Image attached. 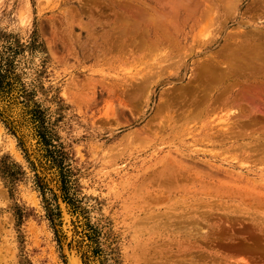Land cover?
Returning <instances> with one entry per match:
<instances>
[{
	"label": "rangeland",
	"instance_id": "374dc122",
	"mask_svg": "<svg viewBox=\"0 0 264 264\" xmlns=\"http://www.w3.org/2000/svg\"><path fill=\"white\" fill-rule=\"evenodd\" d=\"M129 1L168 41L117 22L128 0H0V264H264V120L220 104L256 88L199 75L264 1Z\"/></svg>",
	"mask_w": 264,
	"mask_h": 264
},
{
	"label": "bare ground",
	"instance_id": "6f19581e",
	"mask_svg": "<svg viewBox=\"0 0 264 264\" xmlns=\"http://www.w3.org/2000/svg\"><path fill=\"white\" fill-rule=\"evenodd\" d=\"M120 1V0H119ZM205 1V0H204ZM203 1V2H204ZM215 1V0H214ZM218 1V0H217ZM220 1V0H219ZM218 1V2H219ZM222 2H223V0H221ZM220 1V2H221ZM232 2H233V0H231ZM256 1V0H255ZM254 1V2H255ZM258 1V0H257ZM262 1V0H261ZM264 1V0H263ZM262 1V2H263ZM124 1H122V2H119V4L121 3H123ZM135 2V1H134ZM141 2V1H140ZM225 2H226V0H225ZM228 3H231L229 0L227 1ZM117 3H118V0H117ZM128 3L132 6V5H135L136 7H131V9L132 8H134V10L137 12V15L135 16H130L129 14H127V12H125L124 10H122V11H119L118 12V14H119V18H116L118 21L117 22H123L124 23V26H122L126 31H127V29L128 28H130V27H136V28H142V31L143 32H145L146 34H148V32L150 31V29H152V30H154L155 31V27L157 26V25H155L156 24V21H158L157 20V15L155 14V11H154V14L152 13L153 12V10L152 9H150L152 12L151 13H149L147 10H143V12L145 13V15L144 14H141V10L143 9V7H142V5L141 4H144V2H141V3H130V1L128 0ZM167 3V2H166ZM169 3V2H168ZM195 3H198V2H195ZM228 3H225V5H226V7H227V5H229L230 7H231V5L230 4H228ZM238 3V2H237ZM163 4H164V2H163ZM199 5H200V3H198ZM259 4V3H258ZM145 5V4H144ZM198 5V6H199ZM123 6L124 7H126V6H128L127 5V3L126 2H124L123 3ZM196 6H197V4H196ZM195 6V7H196ZM203 6V8H204V4L202 5ZM222 6V5H221ZM235 6V5H234ZM260 6V5H259ZM261 6H263V5H261ZM260 6V7H261ZM84 7V6H83ZM223 7V6H222ZM225 7V8H226ZM128 8H130V7H128ZM210 8V7H209ZM217 8H218V6H217ZM220 8V7H219ZM255 8H257V7H255ZM119 9V8H118ZM173 9V8H172ZM196 9V8H195ZM206 9H208V8H206ZM251 9V8H250ZM253 9V8H252ZM133 10V9H132ZM203 10V9H202ZM201 10V11H202ZM211 11L210 12H212L213 10H212V8L210 9ZM258 10V9H257ZM146 11L149 13V14H146ZM172 11V10H171ZM204 11H206L205 9H204ZM209 10H207V12H208ZM215 11H217V10H215ZM86 12V11H85ZM173 12H174V10H173ZM218 12V11H217ZM115 13V12H114ZM214 12H212V14H213ZM257 13V12H256ZM172 14V13H171ZM199 14H200V12H199ZM204 14V13H203ZM258 14V13H257ZM260 14V13H259ZM115 15L117 16V13H115ZM154 15V16H153ZM174 15V14H173ZM173 15H171L172 17H173ZM213 15H217V14H213ZM157 16V17H156ZM170 16V17H171ZM200 16H202L201 14H200ZM200 18V17H199ZM206 18H209V17H206ZM95 19V18H94ZM93 19V20H94ZM166 19V18H165ZM169 19V18H168ZM210 19H212V18H210ZM138 20H142L143 21V23L141 22V24H138V22L140 23V21H138ZM161 20V19H160ZM193 20V19H192ZM195 20V19H194ZM209 20V19H208ZM95 21H97V20H95ZM116 22V23H117ZM213 22V21H212ZM123 23H121V24H123ZM209 23H211V22H209ZM208 23V24H209ZM145 24V25H144ZM147 24L149 25L148 27H147ZM213 24V23H212ZM161 25V24H160ZM165 25V24H164ZM210 25V24H209ZM119 27V26H118ZM144 27V28H143ZM146 28V30L144 31V29ZM159 29V28H158ZM125 30H124V32H125ZM136 30H139V29H136ZM165 32H166V30H164ZM168 31V30H167ZM137 32V31H136ZM142 32V33H143ZM165 32H163V33H165ZM169 32V31H168ZM253 32V31H252ZM159 31H157V29H156V31H155V33H154V35H156V39L155 40H159V38L161 37V35L163 34H161L160 33V35H159ZM167 33V32H166ZM165 33V34H166ZM125 34V33H124ZM139 35H140V33H138ZM242 34V33H241ZM123 35V34H122ZM145 35V34H144ZM264 35V33H262V34H250L249 36H248V39L246 38V39H243V42H240V41H238V40H233L231 43H230V45L228 44H226L225 43V46H222V47H220V49L217 51V52H215V54H213L211 57H208V59H207V61H206V63H205V65L201 68V70L199 71V75L203 78V79H205L206 81H208L209 82V85L210 86H212L213 84H216V85H218L219 83H222L223 84V82H225L226 83V81H231L234 77L235 78H238V77H240V78H242V79H244V75L246 76V74H248L250 77L248 78V80L249 81H252L254 84H252V86L253 87H255L254 89H255V91L253 90V88H252V90L254 91H250V92H252V94H251V96L254 98H250L251 96H249V94L248 93H246V95L245 96H247V97H249L250 99H251V102H249V101H247V100H245V99H242V101H237V100H235V99H233L232 98V103L234 102V103H236L235 104V107H236V109H234L233 107H230L229 105H230V103H228L226 100H224L223 102H220V101H222V99H221V97L220 98H218L219 100H217V101H219L220 102V104H222L223 105V107L225 106L227 109V111H226V113H225V115L227 114V113H232L233 114V116H234V118H236L234 121H232V125H233V128H235L236 126H237V118L239 117V116H243L244 118H247V120L249 119V117L251 116V115H253V112L254 113H256V112H258V113H256L255 114V118H259V119H261V120H264V38H262V36ZM242 36V35H241ZM244 36V35H243ZM242 36V37H243ZM134 37V36H133ZM154 37V36H153ZM119 38V37H118ZM122 38V37H121ZM129 38V37H128ZM128 38H126V39H128ZM132 38V37H131ZM136 38H137V36H136ZM171 38V37H170ZM235 38V37H234ZM245 38V37H244ZM138 39V38H137ZM153 39V38H152ZM161 39V38H160ZM166 40H167V38H165ZM165 39H161V41H165ZM116 40V39H115ZM134 40H135V37H134ZM133 40V41H134ZM173 40V39H172ZM241 40V39H240ZM168 41V40H167ZM135 42V41H134ZM166 42V41H165ZM142 43H144V44H146L145 42H142ZM140 44H141V41H140ZM144 44H142V45H144ZM149 44V43H148ZM147 44V45H148ZM155 45V44H154ZM127 47V46H126ZM112 48V47H111ZM115 48V47H114ZM120 48V47H119ZM130 48V47H129ZM115 50V49H114ZM127 50V49H126ZM150 50V49H149ZM166 50V49H165ZM113 51V50H112ZM177 51V50H176ZM144 54H145V52H144ZM135 60H136V58H135ZM137 60H139V59H137ZM159 63V62H158ZM161 67V66H160ZM246 70H248V72H246ZM167 72V71H166ZM197 73V72H196ZM195 75H198V73L197 74H195ZM198 75V78H197V76H195L196 77V79L198 80V79H201V77ZM242 75V76H241ZM247 75V76H248ZM195 79V80H196ZM149 80V79H148ZM147 80V81H148ZM234 81L235 80H237V79H233ZM143 82H145L144 80H142ZM147 83V82H146ZM152 83V82H151ZM224 83V84H225ZM233 83V82H232ZM241 83V82H240ZM242 83H243V80H242ZM144 84V83H143ZM199 84V83H198ZM204 84V83H203ZM221 84V85H222ZM227 84V83H226ZM229 84H231V83H229ZM144 85H146V84H144ZM193 85H195V84H193ZM193 85H191V86H193ZM209 86V87H210ZM213 86H215V85H213ZM136 87V86H135ZM194 87H197V84L194 86ZM223 87H224V85H223ZM236 87V86H235ZM141 88V87H140ZM217 88V87H216ZM215 88V89H216ZM219 88V87H218ZM217 88V89H218ZM247 89V88H246ZM185 90H187V89H185ZM189 90V89H188ZM213 90V89H212ZM226 90H228V89H226ZM243 90V89H242ZM229 91V90H228ZM231 91V90H230ZM234 91H235V89H234ZM240 91V90H239ZM181 92H183V91H181ZM187 92H189V91H187ZM191 92V91H190ZM190 92H189V94H190ZM199 92V91H198ZM174 93V92H173ZM210 93V89H208V91L206 92V95H208ZM211 94V93H210ZM214 95H215V92L213 93ZM220 93L218 92V95H219ZM235 94V93H234ZM233 94V92H232V95H234ZM206 95H202V97L203 96H205V98H206ZM217 95V94H216ZM227 95H228V93H227ZM227 95H225V96H227ZM194 96V95H193ZM211 96V95H210ZM223 96V95H222ZM179 97V96H178ZM195 97H197V95H195ZM207 97H209V96H207ZM212 97V96H211ZM211 97H210V99H211ZM216 97V96H215ZM246 97V98H247ZM173 98V97H172ZM193 98V97H192ZM198 99L200 98V97H197ZM204 97H203V99L202 98H200V100L202 99V101H200L199 103H197V106H195L196 108L198 107V109H199V106L201 105V103H202V105H203V101H204V99H205ZM224 98H226V97H224ZM239 98V97H238ZM242 98V97H241ZM186 99V98H185ZM185 99H183V102H186V101H184ZM190 99V98H189ZM188 99V100H189ZM195 99L196 98H194V101H195ZM197 99V100H198ZM216 99V98H215ZM214 99V100H215ZM221 99V100H220ZM250 99H248V100H250ZM171 100V99H170ZM187 100V99H186ZM188 100H187V105H188ZM233 100H235V101H233ZM209 100H207L206 102H208ZM216 101V100H215ZM215 101H214V103H215ZM229 101V100H228ZM256 102V103H254V102ZM192 102V101H191ZM191 102H189V103H191ZM212 102V104L210 105L211 107H212V105L214 104L213 103V101H211ZM210 102V103H211ZM231 102V101H230ZM194 104H192L193 106L195 105V102H193ZM217 103V102H216ZM191 104H190V106H191ZM237 104H238V107H237ZM180 105V104H179ZM201 105V106H202ZM218 105H219V103H218ZM218 105H216L217 107H219ZM184 106H185V103H184ZM189 106V105H188ZM215 106V105H214ZM213 106V107H214ZM204 107H206L205 105H204ZM209 107V106H208ZM207 107V108H208ZM212 107V108H213ZM223 107H221V108H223ZM224 107V108H225ZM183 108V107H182ZM194 108V107H193ZM220 107H219V109H221ZM234 109V110H231V109ZM245 108H247V109H245ZM191 110L190 111H188L187 109H184V110H187L188 112H191V111H193L192 110V107L190 108ZM206 109V108H205ZM204 109V110H205ZM214 109H217L216 107L215 108H213V111H215ZM181 110V109H180ZM195 110V109H194ZM197 110V109H196ZM200 110V109H199ZM201 110H203V108L201 107ZM207 110H205V112H206ZM210 111H212V110H209L208 112H210ZM212 111V112H213ZM220 111V110H219ZM222 111V110H221ZM250 111V112H249ZM187 112V113H188ZM204 112V113H205ZM154 113V112H153ZM172 113V112H171ZM245 113H246V115H245ZM159 114V113H158ZM183 114V116L181 115L180 117H184L185 118V116H184V114H186V113H182ZM191 114V116L193 115L192 113H189V115ZM187 115V114H186ZM195 117H197L196 115H194ZM232 116V117H233ZM179 117V118H180ZM165 118H167V117H165ZM174 118V117H173ZM183 118V119H184ZM186 118H188L187 116H186ZM189 118H190V116H189ZM224 118V117H223ZM225 118H226V116H225ZM227 118H231V116L229 117V116H227ZM176 119V118H175ZM178 119V118H177ZM181 119V118H180ZM241 119H242V117H241ZM258 120V119H257ZM170 121V120H169ZM189 121V120H188ZM225 121V120H224ZM242 121H244V120H242ZM251 121V120H250ZM173 122V121H172ZM171 122V124H172V126H173V123ZM182 123V122H181ZM226 123H227V120H226ZM251 123H253V122H251ZM256 123V122H255ZM259 123V122H258ZM166 124H168V122L166 123ZM226 125V124H225ZM244 125H246L245 123H244ZM260 125H261V123H260ZM169 126V125H168ZM239 126V125H238ZM240 126H242L243 127V125L242 124H240ZM247 126H248V124H247ZM165 127H166V125H165ZM170 127V126H169ZM257 127H258V125H257ZM241 128V127H240ZM246 128V127H245ZM254 128H256V127H254ZM259 128V127H258ZM260 128H262V127H260ZM264 128V127H263ZM23 129V128H22ZM168 129V128H167ZM175 129H176V127H175ZM227 129V128H226ZM248 129V128H247ZM247 129L245 130V131H247ZM155 130V129H154ZM172 130H174V128L172 129ZM177 130V129H176ZM225 130V129H224ZM253 130H256V129H253ZM228 131V130H227ZM229 131H231V128H230V130ZM245 131H239L240 133H242V132H245ZM264 131V130H263ZM173 132V131H172ZM176 133H177V131H175ZM224 132V131H223ZM169 133V132H168ZM175 133V134H176ZM178 133H179V131H178ZM229 133V132H228ZM233 133H234V131H233ZM256 133V132H255ZM254 133V134H255ZM258 133V132H257ZM260 133V132H259ZM262 133H264V132H261V134ZM177 135V134H176ZM248 135V134H247ZM235 136H236V134H235ZM244 136V135H243ZM254 136V135H253ZM256 136V135H255ZM260 136V135H259ZM247 137V136H246ZM248 137H250V136H248ZM257 137V136H256ZM252 138H255V137H251V139ZM29 139V138H28ZM259 139V138H258ZM241 140V139H240ZM256 141H257V138L255 139ZM251 141V140H250ZM252 141H254V139L252 140ZM171 142V141H170ZM208 142H210V140L208 141ZM213 142V141H212ZM237 142V141H236ZM248 142V141H247ZM261 144H262V142H260ZM27 144V143H26ZM30 144V143H29ZM29 144H27V146H30ZM258 144V143H257ZM259 145V144H258ZM26 146V147H27ZM236 147H237V145H236ZM244 148V147H243ZM246 148H249V147H246ZM260 148V147H259ZM258 148V149H259ZM29 150V149H28ZM31 150V149H30ZM246 151V150H245ZM260 151V150H259ZM247 152V151H246ZM245 152V153H246ZM263 152H264V150H263ZM243 153H244V151H243ZM260 153V152H259ZM255 154V153H254ZM260 154H262L263 155V153H260ZM244 155V154H243ZM252 155H253V153H252ZM262 155H261V157L260 158H262V160H263V157H262ZM249 156V155H248ZM256 156V155H255ZM258 157V156H257ZM254 159V158H253ZM162 161V160H161ZM164 161V160H163ZM253 161V160H252ZM263 164V163H262ZM173 165V164H172ZM181 166V165H180ZM160 167H161V164H160ZM163 167H166V166H164L163 165ZM163 167H162V169H163ZM174 167V166H173ZM168 168V167H167ZM166 172V171H165ZM168 173H170V172H168ZM46 173L44 172V175H45ZM160 174H161V172H160ZM167 174V173H166ZM173 174V173H172ZM181 175V174H180ZM160 179V178H159ZM163 179V178H162ZM165 179V180H164ZM164 179H163V181H165L166 182V178L164 177ZM144 180V179H143ZM168 180H170L169 178H168ZM172 180V179H171ZM170 180V181H171ZM47 181V180H46ZM162 181V180H161ZM160 181V182H161ZM169 181V182H170ZM178 181V180H177ZM183 181V180H182ZM168 182V181H167ZM160 184V183H159ZM164 184V182H162V185ZM167 184V183H166ZM170 186H171V184L172 183H168ZM161 185V186H162ZM168 185V186H169ZM164 186V185H163ZM162 186V187H163ZM166 187V186H165ZM61 208H63L62 210H61V213H62V221H64V228H63V232H64V234L66 235L65 236V240L67 241V239L69 238V236L71 235V224H70V218H69V216L67 215V212H65V210H64V206L63 205H61ZM71 237V236H70ZM65 244V241L63 240V245ZM73 246V245H72ZM64 250H65V252H66V246L64 247ZM72 250H73V248H72ZM71 251V250H70ZM75 251V250H74ZM72 253H74V252H71V253H69V255H68V253H67V255H68V263L69 264H80V262H79V258L76 256V255H74V254H72ZM66 254V253H65Z\"/></svg>",
	"mask_w": 264,
	"mask_h": 264
}]
</instances>
